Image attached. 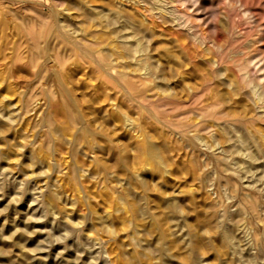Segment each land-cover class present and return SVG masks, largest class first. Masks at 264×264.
Wrapping results in <instances>:
<instances>
[{"label": "rangeland", "instance_id": "obj_1", "mask_svg": "<svg viewBox=\"0 0 264 264\" xmlns=\"http://www.w3.org/2000/svg\"><path fill=\"white\" fill-rule=\"evenodd\" d=\"M200 1L0 0V264H264V0ZM69 41L94 55L64 60L53 98L48 56ZM115 57L151 79L108 85L94 61Z\"/></svg>", "mask_w": 264, "mask_h": 264}, {"label": "bare ground", "instance_id": "obj_2", "mask_svg": "<svg viewBox=\"0 0 264 264\" xmlns=\"http://www.w3.org/2000/svg\"><path fill=\"white\" fill-rule=\"evenodd\" d=\"M166 1V0H165ZM201 1L200 0H170V3H183V4H185V7L186 6H190V7H196L199 3H200ZM157 3H158V1H157ZM156 6V5H155ZM163 8H165V7H163ZM180 8V7H179ZM182 9H184V8H182ZM118 12V11H117ZM125 12V11H124ZM127 12V11H126ZM166 12V11H165ZM179 12V11H178ZM182 12V11H181ZM122 13V12H121ZM55 14H57V13H55ZM103 14V13H102ZM108 14V13H107ZM180 14H182V13H180ZM179 14V15H180ZM185 13H183L182 15H180V16H186V20H187V22H184V23H186V25H188V24H190V23H188V20H189V16L190 15H187V14H185ZM110 15V14H109ZM126 16L125 17H123V22L125 23L124 24V30H132V32L133 33H135L136 35H140V34H143L145 31L143 30V27L145 26L143 23H139L138 21V25L135 23L136 21H134L133 19L135 18H133L132 16L133 15H131L130 16V13H127V14H125ZM164 15V14H163ZM57 16H58V14H57ZM144 16V15H143ZM103 17V16H102ZM145 17V16H144ZM191 17V16H190ZM205 17V16H204ZM180 18V17H179ZM179 18H177L178 20H180ZM185 18V17H184ZM211 18V17H210ZM209 18V19H210ZM104 19V18H103ZM120 19H122V18H120ZM174 19H175V17H174ZM185 20V21H186ZM42 21H44L43 19H42ZM104 21V20H103ZM182 21H183V18H182ZM181 21V22H182ZM191 21V20H190ZM45 22V21H44ZM121 22V21H120ZM107 23V22H106ZM183 23V22H182ZM183 23V24H184ZM45 24V23H44ZM139 24H143V25H139ZM179 24V23H178ZM180 25H181V23H180ZM185 26V25H184ZM233 26V25H232ZM182 28H183V26H181ZM186 27V26H185ZM191 27H193V26H191ZM191 27L189 26V28L191 29ZM67 28V27H66ZM108 28H110V27H108ZM149 28V27H148ZM148 28L146 29V30H148ZM189 28H188V30H189ZM195 28V27H194ZM60 28H58L57 30H59ZM149 30H150V28H149ZM148 30V31H149ZM187 30V31H188ZM155 31V30H154ZM124 32V31H123ZM132 32H130V33H132ZM189 32V31H188ZM192 32V31H191ZM196 32V31H195ZM198 32V31H197ZM59 32L57 31V34H58ZM56 34V35H57ZM196 34V33H195ZM52 35V34H51ZM112 35V34H111ZM116 35V34H115ZM121 35V34H120ZM133 36H135V35H133ZM141 36V35H140ZM197 36V35H196ZM149 37H151V36H149L148 35V38L146 37V39H149ZM135 38V37H134ZM143 38H144V36H143ZM213 38V37H212ZM142 38L140 37V39H139V41H138V48H137V46L135 45V46H133L132 45V43L130 44L131 46H133V47H136L137 48V53H144V52H147V48L145 47V45L143 44V40H141ZM72 40V39H71ZM138 40V38H136V41ZM228 41V40H227ZM62 42V41H61ZM60 42V43H61ZM69 42H71V41H69ZM123 42H124V40H123ZM123 42H121V43H123ZM146 42V41H145ZM214 42V41H213ZM248 42H250V41H248ZM72 43V45L73 44H75L73 41L71 42ZM148 43V42H147ZM255 43V42H254ZM55 44V43H54ZM53 44V46H54V48H55V45ZM84 44V43H83ZM92 44V43H91ZM231 44H233V43H231ZM122 45V44H121ZM126 45V44H125ZM239 45V44H238ZM93 46V45H92ZM120 46V45H119ZM146 46H148L147 44H146ZM226 46V45H225ZM243 46V45H242ZM60 47V46H59ZM117 47V46H116ZM130 47V46H129ZM129 47H128V50H130V49H132L131 47H130V49H129ZM151 47V46H150ZM230 47V46H229ZM240 47V46H239ZM56 48H58V46L56 47ZM99 48V47H98ZM104 48V47H103ZM118 48V47H117ZM116 48V49H117ZM124 49V51H127L126 49H125V46L123 47ZM135 48V49H136ZM233 48H234V46H233ZM61 49V48H60ZM91 48H89V46H87V45H82V46H79V45H76L75 44V48H72L71 47V49H70V52H72V54L70 53V55H68L69 54V52H68V50H67V52H68V54H67V52L65 53L66 55H64V54H61V52H63V51H61V50H59L60 51V53H58V52H56V54H57V56L56 57H54L55 55L54 54H52V52H50V56H48V57H50V64L52 65V67L50 68V71H52V69H54V71H52V72H50V82H49V87H50V97L51 96H53L54 95V92H53V90H58V91H60V93L64 96V97H66V96H68L70 93H71V91H70V88H69V85H68V83H67V79L65 78V72H66V70H65V65H66V63H65V65H64V60L65 59H67L68 58V56H70V57H72V56H74L73 54H74V52H77L78 53V51L79 52H81V53H83L85 56H89L90 58H92L91 56L92 55H94V51H92V49L90 50ZM114 49H115V47H114ZM114 49H112V51L114 50ZM58 50V49H57ZM95 50V49H94ZM97 50V49H96ZM99 50V49H98ZM118 50V49H117ZM117 50H114V51H117ZM122 50V49H121ZM204 50V49H203ZM218 50V49H217ZM228 50V49H227ZM232 49H230V51H231ZM243 50V49H242ZM49 51H50V49H49ZM56 51V50H55ZM66 51V50H65ZM111 51V52H112ZM114 51H113V53H111V55H113L114 56ZM120 51V50H119ZM118 51V52H119ZM131 51H133V49L131 50ZM131 51H130V53H131ZM136 51V50H135ZM134 51V52H135ZM233 51H236V50H233ZM48 52V51H47ZM101 52V51H100ZM108 52V51H107ZM123 52V51H122ZM225 52V51H224ZM232 52V51H231ZM263 52V51H262ZM76 53V54H77ZM96 53H97V51H96ZM102 53V52H101ZM117 53V52H116ZM116 53H115V56H117L118 55V53H117V55H116ZM124 53V52H123ZM123 53H121V54H123ZM128 54H129V52H127ZM133 53V52H132ZM235 53V52H234ZM241 53V52H240ZM79 54V53H78ZM110 54V53H109ZM120 54V53H119ZM120 54V58L119 59H122L124 56H122ZM127 54V55H128ZM146 54H148V53H146ZM149 54H151V53H149ZM211 54V53H210ZM48 55H49V53H48ZM104 55H105V53H104ZM130 55V54H129ZM134 55H135V53H134ZM140 55V54H139ZM229 55H231V54H229ZM235 54H233V56H234ZM100 56V55H99ZM103 56V55H102ZM108 56H110V55H108ZM107 56V57H108ZM216 56V55H215ZM221 56H224V55H222L221 54ZM227 56L228 55H226L225 57H224V59L225 58H227ZM237 56V55H236ZM235 56V57H236ZM47 57V58H48ZM70 57H69V59H70ZM95 57V56H94ZM126 57V56H125ZM144 57H145V54H144ZM219 57H220V55H219ZM82 58V57H81ZM80 58V59H81ZM96 58V57H95ZM99 58V57H98ZM147 58H149V60H151V58H152V56H150V57H147ZM72 59V58H71ZM82 59H85V58H82ZM94 59V58H93ZM100 59V58H99ZM115 59H116V57H115ZM119 59H116V60H109L108 58H101V60L100 61H94V63L95 64H97V67H99V69L101 70V73H102V75H104V76H106L107 77V79H106V83L108 84V85H111V86H113L114 84H119V86H121L122 88H125L126 87V89L128 88V92H130L129 90H135V89H137V88H139L140 86H145L146 85V82L149 80V79H151L150 77H151V75H152V73H148V70L150 71V70H153L154 71V69H155V66L152 68V69H150L149 67H142V63H139V66H138V68H135V69H130V67H131V65H129L130 63H129V61H127V63H129L128 65H129V67H124V66H126L127 64H120V62H118V60ZM123 59H125V58H123ZM127 59V58H126ZM131 59V58H130ZM135 59V58H134ZM146 59V58H145ZM215 59V58H214ZM217 59V58H216ZM129 60V59H128ZM148 60V59H147ZM148 60V61H149ZM220 60V59H219ZM218 60V61H219ZM222 61H223V58L221 59ZM226 60V59H225ZM236 61H237V59H235ZM239 60V59H238ZM243 60V59H242ZM78 61H79V59H78ZM86 59H85V63H86ZM114 61H116V64L114 63ZM145 60H141V62H143V63H145L144 62ZM213 61V60H212ZM211 61V62H212ZM214 61H216V60H214ZM227 61V60H226ZM225 61V62H226ZM245 61H246V58H245ZM81 62H84V61H82L81 60ZM126 62V61H125ZM224 62V61H223ZM241 61H239L238 63H240ZM243 62V61H242ZM247 63H245V65L243 66V63H241L242 65H240V67H237V68H240L239 70L241 71V75L242 76H240V77H242V79L245 81V83H248V85H249V82H251L252 83V80H251V77L249 76L250 74H249V72H248V70H249V68L251 67V66H254V67H256V66H258L257 64H258V62H256L255 61V58H251V59H247V61H246ZM133 63V62H132ZM131 63V64H132ZM151 63V62H150ZM215 63V62H214ZM217 63V62H216ZM215 63V64H216ZM220 63V62H219ZM222 63V62H221ZM152 64V63H151ZM150 64V65H151ZM218 64V63H217ZM225 64V63H224ZM234 64H236V63H234ZM88 65V64H87ZM124 65V66H123ZM127 65V66H128ZM145 65V64H144ZM147 66V65H146ZM132 67H133V64H132ZM94 68H96V66L94 67ZM157 67H156V71H157ZM94 70V69H93ZM97 70V69H96ZM261 71H262V69H260ZM259 70V71H260ZM117 71V72H116ZM145 72V76H141V75H137L138 74V72L140 73L141 72V74H142V72ZM152 71V72H153ZM250 71V70H249ZM49 72V71H48ZM91 73V72H90ZM96 73H97V71H96ZM97 74H99V75H101L100 73H97ZM151 74V75H150ZM133 75H137V76H135V78H136V80L137 81H133L132 79L134 78V77H132ZM48 76H49V74H48ZM101 77V76H100ZM262 78V76L260 77V79ZM42 79V78H41ZM259 79V80H260ZM43 80H46V81H48L49 80V78L47 79V78H43ZM262 80V79H261ZM47 83V82H46ZM256 83V82H255ZM41 84H42V82H41ZM253 84V83H252ZM257 84L259 85L260 83H258L257 82ZM43 85V84H42ZM152 85V84H151ZM263 87V86H262ZM153 88V87H152ZM152 88H151V90H152ZM255 88H257V87H255ZM260 89H261V87H260ZM257 89H255L254 91H255V93H257L258 94V91H256ZM263 90V89H262ZM261 90V91H262ZM124 91V90H123ZM126 91V90H125ZM139 91V90H138ZM145 91V90H144ZM146 91H149V90H146ZM48 92V91H47ZM56 93L57 92H55V95H56ZM59 93V94H60ZM150 93V92H149ZM205 93V92H204ZM260 93V92H259ZM38 94V93H37ZM140 94V93H139ZM138 94V95H139ZM144 92H142L141 94H140V96L139 97H141V96H144ZM262 94V93H261ZM261 94H260V96H261ZM35 95V93H31V95H29L28 97H27V102L29 103L32 99H33V97H35L34 96ZM40 95V94H39ZM154 95L155 94H153V98L150 96V95H145V99H150L151 100V98L152 99H154V98H156V96L157 95H155V97H154ZM263 95V94H262ZM128 96V95H127ZM133 95H131L130 97H132ZM137 96V95H136ZM136 96H134V97H136ZM204 96V95H203ZM57 97V96H56ZM55 97V98H56ZM62 97V96H61ZM69 97H70V95H69ZM24 98V97H23ZM36 98V97H35ZM53 98H54V96H53ZM52 98V99H53ZM63 98V97H62ZM67 98V97H66ZM136 98H138V97H136ZM144 98V97H143ZM261 97H259V99H260ZM5 99V98H4ZM25 99H26V97H25ZM132 99H135V98H133L132 97ZM169 99V98H168ZM259 99H257V101L258 102H261V101H259ZM62 100H64V98L62 99ZM127 100H129V99H127ZM131 100V99H130ZM138 100V99H137ZM65 101V100H64ZM68 101V100H67ZM138 101H142V100H138ZM167 102H165L164 101V103H163V105H161V109H163L162 107L164 106H167L166 104H168V106H169V104L171 103L170 101H168V100H166ZM128 102V101H127ZM142 102H146V101H142ZM149 102V101H148ZM25 103H26V101H25ZM63 103H65V102H63ZM68 103H70V102H68ZM129 103H131V101L129 102ZM139 103H141V102H139ZM155 103V102H154ZM133 104V103H132ZM143 104V103H142ZM141 104V105H142ZM145 104V103H144ZM146 106L145 107H147L148 106V103L146 102ZM29 105V104H28ZM65 105V104H64ZM135 105V104H134ZM153 105V104H152ZM217 105V104H216ZM219 105H220V103H219ZM257 105V104H256ZM63 106V105H62ZM172 106V105H171ZM259 106V105H258ZM68 107V106H67ZM66 108V107H65ZM69 109H71V106H70V108L68 107V110ZM144 110H146L147 111V109H148V107L145 109V108H143ZM151 110V109H150ZM153 110H154V108H153ZM205 111V110H204ZM148 112H150V111H148ZM154 112V111H153ZM193 112V110H187V111H185V112H181V113H179V114H173V113H171V116H172V118L174 119H178L179 117H181V116H185V115H188V114H190V113H192ZM151 113V112H150ZM178 113V112H177ZM68 114H69V112H68ZM162 114V113H161ZM155 115V114H154ZM199 115V114H198ZM70 116V115H69ZM68 116V117H69ZM152 116V115H151ZM168 116V115H167ZM169 116H170V113H169ZM168 116V117H169ZM194 116V115H193ZM227 116H229V115H226V117ZM10 117V116H9ZM71 117V116H70ZM69 117V118H70ZM73 117H75V116H73ZM153 117V116H152ZM158 117H160V116H158ZM157 117V119H160V118H158ZM161 117H163L162 115H161ZM199 117V116H198ZM48 118H50L49 116H48ZM154 118V117H153ZM171 118V119H172ZM201 118V117H200ZM231 118H233V117H231ZM236 118V117H235ZM127 119V121L128 122H131L132 121V119H130L129 117L128 118H126ZM125 119V120H126ZM202 119V118H201ZM71 120V119H70ZM163 120V118H161V122L163 123V122H166V121H162ZM200 120V119H199ZM7 121V120H6ZM76 121V120H75ZM177 121H179V120H177ZM190 121V120H189ZM188 121V118L187 117H182V119H181V121H179V122H177L178 124H176L177 126H179L180 125V128L183 130V133H189V132H186V131H195V132H198V133H202L203 131H206L207 129H208V127H206V126H204L203 124H201V123H194L193 121H192V123H190ZM244 121V120H243ZM16 122V121H15ZM72 122V121H71ZM199 122V121H198ZM10 123V122H9ZM47 123L48 124H50V120H48L47 121ZM166 123H169V122H166ZM4 124V123H3ZM2 124V126H5V124L3 125ZM11 124V123H10ZM14 124V123H13ZM77 124V123H76ZM6 125H8V124H6ZM166 125V124H165ZM45 126H46V124H45ZM52 126V125H51ZM218 126V125H217ZM7 127V126H6ZM14 128V127H13ZM4 129H5V127H4ZM11 129V128H10ZM51 129L53 130V128L51 127ZM1 130V129H0ZM6 130H7V128H6ZM85 130V129H84ZM8 131V130H7ZM18 132V131H17ZM86 133H88L87 131L85 132V134ZM89 134V133H88ZM182 135V134H181ZM87 136V135H86ZM140 137V136H139ZM5 138V137H4ZM22 138V137H21ZM26 138V137H25ZM198 139H200V138H198ZM78 140V139H77ZM236 143V142H235ZM21 144V143H20ZM23 144V143H22ZM21 144V145H22ZM25 144H26V142H25ZM220 144V143H219ZM31 145V144H30ZM34 145V144H33ZM32 146V145H31ZM236 147V146H235ZM156 149V148H155ZM160 151H158V153H159ZM263 152V151H262ZM8 153V152H7ZM10 154V153H9ZM231 154V153H230ZM31 155V154H30ZM247 155V154H246ZM36 156V155H35ZM158 156V155H157ZM6 157H7V155H6ZM32 157H33V155H32ZM1 158V157H0ZM254 158H255V156H254ZM7 159H9V158H7ZM34 159V158H33ZM33 159H32V162H34L33 161ZM159 159H161V158H159ZM258 159V158H257ZM35 161H36V159H35ZM37 161H40V160H38V158H37ZM163 163V162H162ZM3 172H4V170H3ZM1 183V182H0ZM52 194V193H51ZM50 194V195H51ZM52 195H56V194H52ZM24 196V195H23ZM50 198H54L53 196H50ZM32 199V198H31ZM51 201L53 200V199H50ZM17 201V200H16ZM55 201V200H54ZM53 201V202H54ZM122 201V200H121ZM125 203V202H124ZM126 204V203H125ZM31 206V205H30ZM125 206V205H124ZM255 207V206H254ZM35 211V210H34ZM37 211V210H36ZM52 211V210H51ZM44 213V212H43ZM56 213V212H55ZM54 224V223H53ZM54 227V226H53ZM67 233V232H66ZM229 236V235H228ZM228 239L229 240H231V238H230V236L228 237ZM232 241V240H231ZM77 243V242H76ZM99 259V258H98ZM97 261V260H96ZM96 261H95V263H96Z\"/></svg>", "mask_w": 264, "mask_h": 264}]
</instances>
